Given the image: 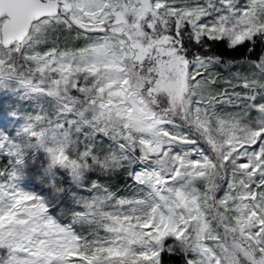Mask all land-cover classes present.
<instances>
[{
  "label": "snow or ice",
  "instance_id": "6c2138e0",
  "mask_svg": "<svg viewBox=\"0 0 264 264\" xmlns=\"http://www.w3.org/2000/svg\"><path fill=\"white\" fill-rule=\"evenodd\" d=\"M0 264H264V0H0Z\"/></svg>",
  "mask_w": 264,
  "mask_h": 264
}]
</instances>
